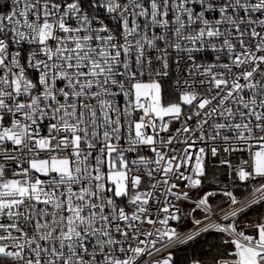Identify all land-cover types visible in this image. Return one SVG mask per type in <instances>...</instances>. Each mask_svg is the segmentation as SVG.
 Returning <instances> with one entry per match:
<instances>
[{"label":"snow or ice","instance_id":"6c2138e0","mask_svg":"<svg viewBox=\"0 0 264 264\" xmlns=\"http://www.w3.org/2000/svg\"><path fill=\"white\" fill-rule=\"evenodd\" d=\"M0 264H264V0H0Z\"/></svg>","mask_w":264,"mask_h":264}]
</instances>
